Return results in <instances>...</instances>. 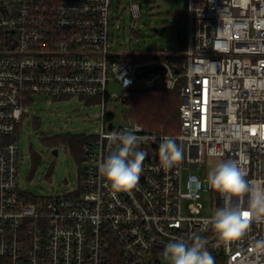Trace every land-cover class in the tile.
I'll list each match as a JSON object with an SVG mask.
<instances>
[{"label":"built area","instance_id":"built-area-1","mask_svg":"<svg viewBox=\"0 0 264 264\" xmlns=\"http://www.w3.org/2000/svg\"><path fill=\"white\" fill-rule=\"evenodd\" d=\"M111 3L0 0V264H108L112 250L121 264H170L165 245L192 244L196 236L206 240L215 264H264V217H250L240 238L219 243L211 224L202 223L224 204L207 182L208 164L233 160L249 187L264 186V0H186V46L173 54L183 56L181 66L112 49ZM129 5L133 28L141 4ZM155 63L166 67V88L180 84V130L155 132L132 119L109 125L106 106L117 94L108 92V82L134 88L136 71ZM40 94L79 95L102 106L72 194L31 196L19 184V134L31 96ZM136 129L145 138L138 148L146 153L142 173L134 188L115 192L98 172L116 146L107 137ZM165 138L182 149L172 168L162 163ZM203 167L204 176L197 172ZM203 191L211 194L209 215L200 214ZM184 198L190 215L182 214ZM248 207L245 195L242 210Z\"/></svg>","mask_w":264,"mask_h":264},{"label":"rangeland","instance_id":"rangeland-1","mask_svg":"<svg viewBox=\"0 0 264 264\" xmlns=\"http://www.w3.org/2000/svg\"><path fill=\"white\" fill-rule=\"evenodd\" d=\"M130 0H112L109 9V43L112 49L161 55L177 48V33L182 24V13L186 0H138L141 4V16L136 26L131 28ZM167 30V35L161 33ZM177 71V68H175ZM165 73L153 78H140L142 88L154 85L164 86ZM107 90L113 96L107 103L106 112L113 113L107 120L109 125L121 126L130 119L131 108L123 100L125 89L116 80H110ZM28 115L24 118L19 134V184L21 189L31 196L72 194L79 190L80 176L86 167V159L79 162L71 150L60 142L51 146L46 136H64L67 134L87 133L95 135L101 124L102 106L97 101L73 95L69 97H50L32 95ZM35 117V120H33ZM58 148V154L52 148ZM33 152L39 162L33 167ZM216 164H208L207 170ZM205 167V165H204ZM204 167L196 170L203 176ZM188 170H184V178ZM188 198L182 199V214L190 215ZM204 208L200 214H212L211 194L203 191L200 198Z\"/></svg>","mask_w":264,"mask_h":264},{"label":"clouds","instance_id":"clouds-1","mask_svg":"<svg viewBox=\"0 0 264 264\" xmlns=\"http://www.w3.org/2000/svg\"><path fill=\"white\" fill-rule=\"evenodd\" d=\"M135 131H113L107 137L115 146L110 154L99 164L98 172L115 192L134 188L142 173V163L146 153L138 150L145 138L139 137ZM160 154L165 167L172 168L182 159V149L170 138L160 144ZM210 156L215 152L210 151ZM247 173L233 160H222L209 170L207 182L221 195L224 201L211 218L202 221L203 225L211 224L218 235L219 242H228L240 238L246 231L249 218L264 217V186L246 182ZM192 180L198 178L192 177ZM249 197L248 211L242 210L243 198ZM240 203L233 204V200ZM244 212L248 217H244ZM189 244L183 239L165 245L162 255L170 264H215L214 257L206 248V240L200 236L193 238Z\"/></svg>","mask_w":264,"mask_h":264},{"label":"trees","instance_id":"trees-1","mask_svg":"<svg viewBox=\"0 0 264 264\" xmlns=\"http://www.w3.org/2000/svg\"><path fill=\"white\" fill-rule=\"evenodd\" d=\"M186 13H182V24L177 33L178 45L177 48L172 47L171 51L182 50L186 46ZM162 34L167 35V30L163 29ZM162 59L169 63L181 66L183 63V56L178 55H164ZM88 102L94 101L92 98ZM123 100L129 104L131 108L130 119L142 124L146 129L155 132L172 133L180 130V84L175 88L169 89L165 86L154 85L152 87L142 88L137 84L134 88L125 90ZM107 118H111L113 113H106ZM35 120V117L34 119ZM92 134L78 133L67 134L64 136H46L45 140L51 146L65 142L68 148L79 162L86 159L83 145L89 140ZM33 167L39 162V157L36 152H33ZM81 178V176H80ZM121 256L116 251H111L108 259V264H121Z\"/></svg>","mask_w":264,"mask_h":264},{"label":"water","instance_id":"water-1","mask_svg":"<svg viewBox=\"0 0 264 264\" xmlns=\"http://www.w3.org/2000/svg\"><path fill=\"white\" fill-rule=\"evenodd\" d=\"M166 70V67L162 63H155V64H146L141 70L136 71L137 78H153L157 74L164 72ZM52 153L57 155L58 154V148H52Z\"/></svg>","mask_w":264,"mask_h":264},{"label":"crops","instance_id":"crops-1","mask_svg":"<svg viewBox=\"0 0 264 264\" xmlns=\"http://www.w3.org/2000/svg\"><path fill=\"white\" fill-rule=\"evenodd\" d=\"M178 50V49H177ZM177 50H175V51H169V52H166V53H164V54H161V55H156V56H159V57H161L162 58V56H164V55H168V54H174V52H176ZM145 55H148V56H153V55H151L150 53H144Z\"/></svg>","mask_w":264,"mask_h":264},{"label":"snow or ice","instance_id":"snow-or-ice-1","mask_svg":"<svg viewBox=\"0 0 264 264\" xmlns=\"http://www.w3.org/2000/svg\"><path fill=\"white\" fill-rule=\"evenodd\" d=\"M244 217L247 218L248 217V213L244 212Z\"/></svg>","mask_w":264,"mask_h":264}]
</instances>
